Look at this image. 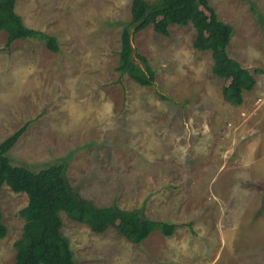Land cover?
Instances as JSON below:
<instances>
[{"label": "rangeland", "instance_id": "obj_1", "mask_svg": "<svg viewBox=\"0 0 264 264\" xmlns=\"http://www.w3.org/2000/svg\"><path fill=\"white\" fill-rule=\"evenodd\" d=\"M209 1L232 26L229 54L253 71L262 95L223 98L228 79L212 71L210 50L193 46L191 23L132 32L155 79L120 74L131 0H16L26 25L56 37V51L33 38L6 45L0 29V141L28 121L11 162L38 170L63 161L80 196L178 223L170 235L132 242L61 211L79 264H264V0ZM26 202L2 184L0 264H14Z\"/></svg>", "mask_w": 264, "mask_h": 264}, {"label": "trees", "instance_id": "obj_2", "mask_svg": "<svg viewBox=\"0 0 264 264\" xmlns=\"http://www.w3.org/2000/svg\"><path fill=\"white\" fill-rule=\"evenodd\" d=\"M15 4L16 0H0V29L6 31V45L15 39L33 38L50 50H58L56 37L26 25ZM130 13L129 21L123 24L120 32L115 66L120 74L126 73L140 84H151L155 79L154 68L147 57L138 51L134 53L132 32L152 24L155 32L167 34L172 23H191L198 32L193 46L210 50L212 71L228 79L222 87L223 98L239 104L243 101V91L253 88L256 82L253 71L228 53L232 26L218 16L209 0H131ZM133 53L142 65L133 59ZM254 70L262 71L259 67ZM27 123L0 141V194L2 184L6 183L13 191L27 195L26 204L19 209L24 221L21 234L14 241V264H79L62 233L61 211L95 232L114 226L132 242L142 241L154 230L170 235L178 226L176 222L154 219L135 209L115 204L97 205L80 196L68 185L63 161L50 162L38 170L13 164L7 152L25 131ZM6 233L0 205V238Z\"/></svg>", "mask_w": 264, "mask_h": 264}, {"label": "crops", "instance_id": "obj_3", "mask_svg": "<svg viewBox=\"0 0 264 264\" xmlns=\"http://www.w3.org/2000/svg\"><path fill=\"white\" fill-rule=\"evenodd\" d=\"M227 50H228V47H227ZM229 53V52H228ZM240 62V61H239ZM241 63V62H240ZM242 65H243V63H241ZM245 66V65H244ZM247 67V66H246ZM260 68V67H259ZM261 69H262V67H261ZM263 70V69H262ZM254 74V73H253ZM254 76H255V74H254ZM255 78H256V76H255ZM257 80H256V82H255V84H254V86H253V88L251 89L252 91H254V92H257V95H259L262 91H258L260 88L262 89V87H260L259 89L257 88ZM250 90V91H251ZM264 93V92H263ZM261 95H262V93H261ZM259 97V96H258Z\"/></svg>", "mask_w": 264, "mask_h": 264}]
</instances>
